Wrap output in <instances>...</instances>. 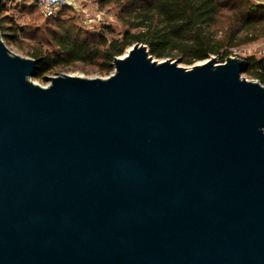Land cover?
<instances>
[{
    "label": "water",
    "instance_id": "95a60500",
    "mask_svg": "<svg viewBox=\"0 0 264 264\" xmlns=\"http://www.w3.org/2000/svg\"><path fill=\"white\" fill-rule=\"evenodd\" d=\"M214 59L41 87L0 35V264H264V86Z\"/></svg>",
    "mask_w": 264,
    "mask_h": 264
},
{
    "label": "trees",
    "instance_id": "16d2710c",
    "mask_svg": "<svg viewBox=\"0 0 264 264\" xmlns=\"http://www.w3.org/2000/svg\"><path fill=\"white\" fill-rule=\"evenodd\" d=\"M9 0L0 2V35L3 43L15 46L35 61L41 80L56 69L74 65L92 67L97 75L112 73L114 58L122 57L135 43L144 44L157 59L180 57L192 65L217 56L220 63L231 50L264 40V6L252 0H98L100 8L112 6L124 29L119 37L102 27L101 33H85L62 8L55 17H43L35 2L17 4L14 9L36 11L46 19L43 27L19 26L8 12ZM74 14V13H73ZM242 75L264 86V55L241 58Z\"/></svg>",
    "mask_w": 264,
    "mask_h": 264
},
{
    "label": "rangeland",
    "instance_id": "374dc122",
    "mask_svg": "<svg viewBox=\"0 0 264 264\" xmlns=\"http://www.w3.org/2000/svg\"><path fill=\"white\" fill-rule=\"evenodd\" d=\"M78 1L82 6L90 9L94 13H97V12L102 13V17L104 19L103 24L98 25V26L93 27V28H88L87 26L82 24L80 18H78V16L75 13L74 14L68 13L66 17L72 18L73 22L76 24V26L79 29H81L85 33H101L102 27H110L112 29L113 33H104V35L108 39H111L112 37H119L120 36V34L123 32L124 29L122 28V26L119 24V22L117 20V10L115 8H113L112 6L100 8L98 5V0H78ZM252 1L254 2V0H252ZM7 4H8V7H10V6L12 7L9 10L8 15L15 17L19 26L29 24V25H33L34 27H40L41 28V27H43V25H45L46 19L41 17L38 14V12L28 11V10L17 12L16 9H14V7L17 4L28 5V0H9L7 2ZM6 47L13 54H16V55L23 57V58H29L25 53L19 51L13 45H7ZM129 49L130 48L126 49L122 56H124L128 52ZM236 50L238 52L239 58H246L249 56L261 57L264 55V40H260L256 43L242 46L240 48H237ZM152 58H153V60H155L157 62H162V61L167 60V59L172 60V61H177L178 66L182 67V68H190L194 65H200V64L206 62L207 60L213 59V58H215L214 59L215 64H220V59L217 56H210L208 59H206L204 61H200V62H195L192 65H186V64L182 63L180 57H169V58H165V59H157L154 57H152ZM93 70L94 69L92 67L83 66V65H74V66L69 67L67 69L58 68L51 75H46V76L69 75V76H77V77L88 78V79L106 78L107 77V76L97 75L95 72H93ZM246 79L251 80L248 78H246ZM30 80L34 84L39 85L41 87H45L48 85V82L45 81L44 78H42L41 80H36L34 78H31Z\"/></svg>",
    "mask_w": 264,
    "mask_h": 264
},
{
    "label": "built area",
    "instance_id": "2783aa9c",
    "mask_svg": "<svg viewBox=\"0 0 264 264\" xmlns=\"http://www.w3.org/2000/svg\"><path fill=\"white\" fill-rule=\"evenodd\" d=\"M35 2L40 14L45 17H55L57 13L65 7L70 8L82 24L88 28H93L104 23L102 13H94L90 9L82 6L78 0H32ZM258 5L264 6V0H254ZM230 58L238 57L236 49L231 50ZM223 63V62H222Z\"/></svg>",
    "mask_w": 264,
    "mask_h": 264
}]
</instances>
